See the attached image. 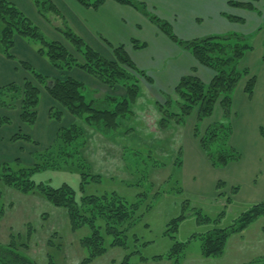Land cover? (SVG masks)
Returning a JSON list of instances; mask_svg holds the SVG:
<instances>
[{
	"label": "trees",
	"instance_id": "1",
	"mask_svg": "<svg viewBox=\"0 0 264 264\" xmlns=\"http://www.w3.org/2000/svg\"><path fill=\"white\" fill-rule=\"evenodd\" d=\"M32 1L40 14L49 21H52L48 17L49 13L62 18L52 0ZM76 1L85 8L97 9L106 0ZM114 1L139 10L172 41L190 51L201 65L209 67L215 72L209 83H204L195 75L183 76L173 90L174 98H169L166 104H161L159 107L162 113L160 122L165 123L170 117L183 124L186 122V117L191 115L196 108H198L199 121H202L213 115L218 101L222 104L228 118L233 103V92L240 80L250 74L247 68H238L239 61L246 52L252 49L248 38L233 32L184 40L174 32L168 21L149 11L144 2L138 0ZM230 4L253 8L250 3L230 1ZM230 17L234 20L240 19ZM55 27L64 36L69 46L47 39L41 29L16 4L9 0H0V51L7 57L13 58L11 51L15 44V37L21 36L36 44L38 53L47 57L56 69L67 71L79 68L111 89L123 87L125 95L108 94L99 99L88 97L87 87L81 81L71 77L50 80L37 72L29 63L21 62V65L29 71L36 83L26 79L22 85L10 83L0 87V106L3 107L6 104L1 98L7 97L8 93H13V95L16 93L13 99L20 100L21 121L34 124L37 120L40 86H43L68 113L77 118H83L86 123L99 130L104 136H111L121 128L122 121L131 116V107L137 101L140 93L139 80L144 78L148 82H152V79L144 70L137 67L128 55L124 44L115 46L113 48L114 57L109 59L87 44L71 29L64 18L63 22L55 23ZM132 44L137 49L146 46V43L135 39L132 40ZM255 83V76H252L246 83L245 91L249 96L253 94ZM13 104L15 103L8 104L7 102L9 107ZM50 115L58 122L62 119L61 110L52 109ZM8 123H10L9 117L0 116V126ZM83 131L77 123L66 127L61 126L53 143L46 149L37 152L34 157L35 163L32 166L24 165L20 159L5 163L0 169V180L26 194L37 191L53 205L65 209L73 231L87 227L89 233L82 237L81 244L87 248L89 256L84 258L81 264H88L106 252L108 238L111 239L110 245L113 247H127L128 232L142 219L140 207L143 203L140 199L129 202L115 191L104 194H86V186L92 181L101 180V176L92 174L91 165L82 156L81 149L86 144ZM232 131L231 123L226 120L215 127H210L201 136L197 130L195 131V136L200 139V145L214 167H224L241 158L240 152L230 143ZM18 139L34 142L28 134L21 131L13 136V140ZM180 160V158H176L177 164H181ZM64 166H76L80 171L79 190L82 193L80 199L77 198L76 189L68 183L55 187L50 183L35 182L33 179L36 173L44 170H60ZM223 184H225L223 181H219L217 189H220ZM231 200L232 198L228 197L226 202ZM223 214L224 211L218 217ZM263 215L264 201L252 204L250 209L242 212L231 225L199 234L202 254L206 257L223 254L228 238L232 234L242 232ZM182 217L183 215L180 218ZM199 218L202 221L209 220L207 216L200 215ZM170 225L167 233L177 230V219L173 220ZM29 233H32L30 227ZM193 237H197V234L192 235ZM172 238L174 237L172 236ZM50 243L52 240H49L48 244ZM187 246L188 242H175L167 257L174 260L173 264H180L179 258L186 251ZM153 259L162 260L163 256L157 255ZM259 262L264 264V258ZM0 264L37 263L19 250V245L13 234L8 244L0 245ZM47 264H56L50 255ZM120 264H130L129 255Z\"/></svg>",
	"mask_w": 264,
	"mask_h": 264
},
{
	"label": "rangeland",
	"instance_id": "2",
	"mask_svg": "<svg viewBox=\"0 0 264 264\" xmlns=\"http://www.w3.org/2000/svg\"><path fill=\"white\" fill-rule=\"evenodd\" d=\"M48 17L54 18L52 13ZM252 76L255 75L250 72L243 79L247 83ZM86 91L89 92L88 89ZM14 95L8 93L7 97L1 98L6 103L3 107H9L7 102H20L13 99ZM92 96L93 93L89 92L88 97ZM174 96V93L168 92L163 93L159 100L152 98L153 101L148 103L136 101L131 107V116L122 121L121 128L111 135L109 141L100 137L96 131L102 133L88 126L83 118L75 122L84 130L86 139L81 149L82 156L92 165V174L101 176V180L86 186V194L115 191L129 202L140 199L143 203L140 207L142 219L128 232L127 247H113L108 238L106 252L88 264H120L128 255L130 264H173L174 260L169 259L167 254L175 242H188L186 251L179 258L180 264H260L262 258L257 257L264 256L262 223L256 227L260 233L263 232V236H258L256 240L254 236L251 239L247 236L236 244L243 249L239 256L233 255V241H227L225 250L228 244L229 249L226 255L224 250L219 256L206 257L201 249L199 234L231 225L253 204L241 199L227 203L226 199L236 194L237 186L226 187L223 184L215 190L213 179L219 174L218 170L207 172L194 150L195 146H201L195 131L201 136L220 122H230L233 107L228 118L218 101L213 115L202 121H199L196 108L183 124L168 116L169 120L161 123L159 107ZM84 125L88 126L87 130ZM177 157L181 159V164H177ZM186 159L185 173L181 167ZM34 163L35 158L24 165L32 166ZM192 174L195 176L191 177ZM33 179L55 187L68 183L76 189L77 198L82 197L79 190L81 175L76 166L44 170L36 173ZM0 190V245L8 244L14 234L19 250L37 264H47L49 255L56 264H81L89 256L87 248L81 244L89 229L83 227L73 231L65 209L53 205L37 191L26 194L2 180ZM223 211L224 214L218 217ZM200 215L207 216L209 220L202 221ZM176 219L177 230L167 233L171 222ZM29 227L32 233H29ZM194 234L197 237L192 238ZM49 240L52 243L48 244ZM157 255H162L163 259L154 260Z\"/></svg>",
	"mask_w": 264,
	"mask_h": 264
},
{
	"label": "crops",
	"instance_id": "3",
	"mask_svg": "<svg viewBox=\"0 0 264 264\" xmlns=\"http://www.w3.org/2000/svg\"><path fill=\"white\" fill-rule=\"evenodd\" d=\"M9 1L16 4L49 40L68 45L55 27V23L63 22L64 18L87 44L109 59L114 57L113 48L124 44L137 67L152 79V82H148L143 78L139 83L140 93L136 103L141 100L148 103L153 101L152 98L159 100L163 93L173 94L183 76L195 75L204 83H209L215 75L211 68L201 65L190 51L172 41L146 15L132 6L106 0L99 8L92 9L85 8L76 0H52L62 18L53 14L54 18L49 21L40 14L32 0ZM138 1L144 2L149 11L168 21L174 32L184 40L233 32L248 38L252 49L239 61L238 68H247L255 75L256 83L253 94L249 96L245 91L246 79L240 80L233 92V111L230 117L233 130L230 143L240 152L241 158L216 168L201 146H195L194 150L207 172L218 170L219 174L213 179L215 190H218L217 182L223 181L226 187L237 186L236 194L231 197L232 201L241 199L253 204L264 201V0ZM230 1L250 3L253 8L231 5ZM230 16L240 19L234 20ZM133 39L146 43V46L142 49L135 48ZM37 48L30 40L16 36L11 51L13 58L0 51V87L10 83L22 85L26 79L36 83L29 71L21 65V62H27L50 80L71 77L81 81L93 93L92 97L125 95L123 87L111 89L79 68L67 71L56 69L48 58L38 53ZM19 104L17 102L10 107H0V116L10 118V123L0 126V169L5 163L16 159H20L23 164H30L37 152L53 143L61 126L66 127L79 120L63 109L43 86H40L37 120L34 124L21 121ZM52 109L62 111L60 122L51 117ZM88 126L84 125V128L87 130ZM20 131L28 134L34 142L13 140V136ZM96 132L105 140L111 139V136ZM187 165L186 159L182 163V172L186 173ZM258 223L264 224V215L242 232L228 238V241L235 243L232 245L235 249L233 255H241L243 249L236 244L244 241L245 237L251 239L254 236L256 240L258 236H263V232L260 233V229L256 227ZM226 249L225 255L229 244ZM257 258L263 259L264 256Z\"/></svg>",
	"mask_w": 264,
	"mask_h": 264
}]
</instances>
